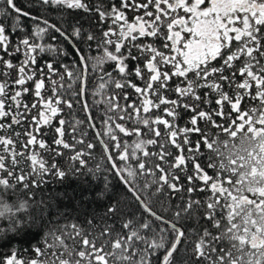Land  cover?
<instances>
[{
	"label": "snow or ice",
	"instance_id": "snow-or-ice-1",
	"mask_svg": "<svg viewBox=\"0 0 264 264\" xmlns=\"http://www.w3.org/2000/svg\"><path fill=\"white\" fill-rule=\"evenodd\" d=\"M0 4V219L78 174L136 207L0 264H264V0Z\"/></svg>",
	"mask_w": 264,
	"mask_h": 264
},
{
	"label": "trees",
	"instance_id": "trees-1",
	"mask_svg": "<svg viewBox=\"0 0 264 264\" xmlns=\"http://www.w3.org/2000/svg\"><path fill=\"white\" fill-rule=\"evenodd\" d=\"M35 2L36 0H15L17 7L24 11H32L34 14L36 11ZM4 7L3 4H0V9ZM7 19L0 17V20L5 22ZM53 19L59 20V16L53 14ZM21 21L26 26H30L32 23L23 17ZM81 46L87 47L86 45ZM91 54L99 55L100 53L94 48ZM93 155L95 158L88 160V167H95L96 163L100 161L101 151L97 149ZM66 163L67 158H65ZM106 174L98 173L96 178L91 174H78L75 177L69 176L63 184L52 183L45 186L43 193L39 194L34 201H29L28 212L23 214L25 228L19 235L9 231L8 219H0V229H3L6 234L5 238L0 239V260L9 255L12 249L19 250L18 257H30L33 246H41L44 233L54 225L84 220L94 214H102L108 204L119 201L121 208H125L129 212L136 211L130 195L114 176H109L111 184L103 198L97 197L96 194L104 190L103 177ZM5 199L10 205L17 202V197L9 199L5 196ZM129 205L131 206L129 207ZM17 215L20 216L21 214L18 213ZM177 264H183L182 257L178 258Z\"/></svg>",
	"mask_w": 264,
	"mask_h": 264
}]
</instances>
